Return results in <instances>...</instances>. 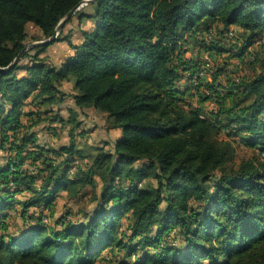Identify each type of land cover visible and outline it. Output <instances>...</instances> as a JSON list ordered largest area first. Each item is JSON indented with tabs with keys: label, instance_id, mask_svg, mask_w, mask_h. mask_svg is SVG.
Masks as SVG:
<instances>
[{
	"label": "trees",
	"instance_id": "1",
	"mask_svg": "<svg viewBox=\"0 0 264 264\" xmlns=\"http://www.w3.org/2000/svg\"><path fill=\"white\" fill-rule=\"evenodd\" d=\"M80 2L0 0V67ZM263 41L264 0H94L0 72V264H264ZM88 108L111 148L76 141Z\"/></svg>",
	"mask_w": 264,
	"mask_h": 264
},
{
	"label": "rangeland",
	"instance_id": "2",
	"mask_svg": "<svg viewBox=\"0 0 264 264\" xmlns=\"http://www.w3.org/2000/svg\"><path fill=\"white\" fill-rule=\"evenodd\" d=\"M73 21L71 20V23L68 25V28H74L72 33L70 30H65L63 33H69L71 34V40L73 42H78L76 41V37L78 38L81 34V32L78 30H75L77 28V18L73 17ZM92 26V23L89 20H85L81 23V28H89ZM28 32V37L26 40V44L31 43L33 36L38 35V30L36 27H34L32 24L28 25L27 28ZM41 40V39H40ZM264 42V41H263ZM79 43V42H78ZM68 45L66 42H58L54 43L52 47L50 46L48 48L49 52H51V57L56 59V56L62 55V59L65 58L71 51L68 53ZM65 54V55H64ZM67 54V55H66ZM260 57L264 58V51L259 54ZM217 61V62H216ZM216 61L213 62L209 59V64L215 66L218 63L221 62L220 59H217ZM232 62H237V60L233 59ZM258 66V65H257ZM234 67L230 65L228 67V70H232ZM252 70L249 66L247 65H240L239 66V73L238 74H251ZM235 73H232L234 75ZM65 90L68 91V93L72 92V85L71 83H65ZM71 106V99L70 97H67L66 101L62 104V109L64 110L65 116H67L66 108ZM78 110V109H77ZM78 118L81 120V126L76 129V141L80 146L86 147V146H102L105 149H109L112 147L113 141L115 138H117L121 133L120 130L118 129H107L106 124H105V119L104 115L96 113L92 111L90 108L86 109V113H79ZM84 130V134L80 136V132ZM58 134L59 138L54 136L51 132L46 131L45 129H42L39 131V137L40 139H44L46 142L53 143V144H59V143H67L69 140V135L66 130H61L58 129ZM251 152L250 149L244 148L243 146L238 148V154L239 155H244V154H249ZM2 151H0V155H2ZM93 206V203L89 201V197L86 196L84 198H81L79 200L71 201L69 199L65 198H58L57 200V209L55 211V216H58L60 214H64L67 210H71V215L70 217L73 220H77L80 217H82L83 212L88 210ZM46 221L51 222L52 219L48 218Z\"/></svg>",
	"mask_w": 264,
	"mask_h": 264
},
{
	"label": "water",
	"instance_id": "3",
	"mask_svg": "<svg viewBox=\"0 0 264 264\" xmlns=\"http://www.w3.org/2000/svg\"><path fill=\"white\" fill-rule=\"evenodd\" d=\"M94 0H82V2H80L77 6H75L73 9H71L57 24L54 33L52 34V36L45 38V39H41V40H35L32 41L29 44H26L25 47L21 50V52L17 55V57L14 59V61L8 66V67H0V72L2 71H6L9 68H11L21 57V55L28 49L33 48V47H37L40 45H48L50 43H52L56 37L58 36V34L60 33V31L62 30L64 24L66 23V21L68 19H70L77 10H79L81 7H83L86 4H89L91 2H93Z\"/></svg>",
	"mask_w": 264,
	"mask_h": 264
},
{
	"label": "crops",
	"instance_id": "4",
	"mask_svg": "<svg viewBox=\"0 0 264 264\" xmlns=\"http://www.w3.org/2000/svg\"><path fill=\"white\" fill-rule=\"evenodd\" d=\"M73 19H74V18H73ZM73 19H72V21H73ZM77 21H78V19H77ZM70 23H71V22H70ZM70 23H68V24L65 25L64 31H65V30H70V32L72 33V31H73L74 28H71V27L68 28V25H69ZM75 30H77V31L79 30L78 23H77V28H76ZM76 39H77L76 41H78L79 39H81V35H80L78 38L76 37ZM78 42H80V40H79ZM78 42H74V43H78ZM51 47H52V46H51ZM67 52L69 53V52H70V49H68ZM49 53L51 54V52H49ZM64 55H65V54H64ZM66 55H67V54H66ZM57 58H58V59L62 58V55L57 56Z\"/></svg>",
	"mask_w": 264,
	"mask_h": 264
}]
</instances>
